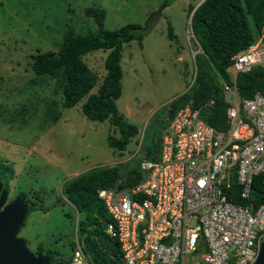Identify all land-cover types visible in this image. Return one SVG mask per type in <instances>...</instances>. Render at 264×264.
I'll return each instance as SVG.
<instances>
[{"label": "rangeland", "instance_id": "374dc122", "mask_svg": "<svg viewBox=\"0 0 264 264\" xmlns=\"http://www.w3.org/2000/svg\"><path fill=\"white\" fill-rule=\"evenodd\" d=\"M162 1L0 0V182H6V203L23 196L26 207L34 208L15 236L25 241L34 256L47 257L50 251L54 262H70L78 244L83 264H93L76 232V211L61 195V185L94 167L115 168L120 179L126 180V173L138 168L145 151L153 149L168 120L170 103L189 93L193 56L200 49L190 32L187 12L203 0H173L158 10ZM86 7L103 10L105 30L126 24L147 28L140 43H125L120 52L116 110L138 130L121 154L106 143L108 136L117 137L116 129L107 121H89L81 114L85 98L64 109L56 77L35 76L30 68L38 52L59 49L68 27L81 36L95 29L93 19L83 14ZM253 45L264 49L260 37ZM106 54L98 50L81 57L95 77L90 93L105 74ZM22 107L25 125L18 118L10 122V114ZM53 109L59 118L49 123L45 117Z\"/></svg>", "mask_w": 264, "mask_h": 264}, {"label": "built area", "instance_id": "2783aa9c", "mask_svg": "<svg viewBox=\"0 0 264 264\" xmlns=\"http://www.w3.org/2000/svg\"><path fill=\"white\" fill-rule=\"evenodd\" d=\"M232 60L231 86L221 82L224 131L204 123L199 109L180 106L159 135L155 160L139 163L141 180L97 190L108 217L103 231L117 242L122 264L255 261L264 207L249 197L253 178L264 174V95L239 99L235 77L264 65V49L252 44ZM69 264H83L78 244Z\"/></svg>", "mask_w": 264, "mask_h": 264}, {"label": "trees", "instance_id": "16d2710c", "mask_svg": "<svg viewBox=\"0 0 264 264\" xmlns=\"http://www.w3.org/2000/svg\"><path fill=\"white\" fill-rule=\"evenodd\" d=\"M172 1L163 0L158 10L169 6ZM192 9L189 8L188 16ZM83 14L93 19L95 29L81 36L68 27L59 49L56 52H38L34 55L30 68L35 76L56 77L64 109L72 108L85 98L80 106L81 114L89 121H107L114 127L117 137L108 136L106 143L111 150L121 154L138 130L136 126L127 123L116 110L115 101L119 98L121 89L120 52L125 43H140L147 28L126 24L116 30H105L103 10L86 7ZM189 29L200 52L193 56L194 77L189 93L170 103L167 122L180 106L189 104L192 108L199 109V117L204 123L217 131H224L227 128L228 104L221 82L231 86L228 68L236 54L244 51L259 37L264 44V0H203L189 18ZM170 31L171 28L168 27L169 40L172 39ZM98 50L107 51L102 63L105 74L96 91L90 93L95 86V77L81 57ZM235 88L239 99L250 98L255 93L264 95V65H256L246 73L237 74ZM207 101H211V104L206 105ZM23 110L22 107L19 112L10 114L9 121L14 122L18 118L21 125H25ZM45 118L49 123H55L59 112L53 109ZM158 141L159 136L153 149L145 151V159L155 160ZM126 174V180H121L115 168L94 167L71 177L61 185V195L76 211V232L91 254L93 264H122L117 242L101 229L103 224L108 223V217L97 199V190H122L141 180L137 168ZM5 186L4 181L2 187ZM19 198L24 201L23 196ZM249 201L254 206L264 207V174L253 178ZM32 211L34 208L27 207L24 218ZM37 250L41 251L40 248ZM46 256L50 264L69 263L68 259L54 262L50 251L46 252Z\"/></svg>", "mask_w": 264, "mask_h": 264}, {"label": "water", "instance_id": "95a60500", "mask_svg": "<svg viewBox=\"0 0 264 264\" xmlns=\"http://www.w3.org/2000/svg\"><path fill=\"white\" fill-rule=\"evenodd\" d=\"M197 6L190 12L189 18ZM6 197L7 191L0 182V264H50L47 257L40 254L34 256L27 250L25 241L15 237L27 207L20 198L6 203ZM252 264H264V241Z\"/></svg>", "mask_w": 264, "mask_h": 264}, {"label": "clouds", "instance_id": "9594fccd", "mask_svg": "<svg viewBox=\"0 0 264 264\" xmlns=\"http://www.w3.org/2000/svg\"><path fill=\"white\" fill-rule=\"evenodd\" d=\"M106 224H107V223H106ZM103 226H104V224H103ZM103 229H104V227H103ZM73 251H74V250H73ZM81 252H82V251H81ZM72 253H73V252H72ZM70 260H71V259H70ZM69 263H70V262H69ZM69 263H68V264H69Z\"/></svg>", "mask_w": 264, "mask_h": 264}]
</instances>
